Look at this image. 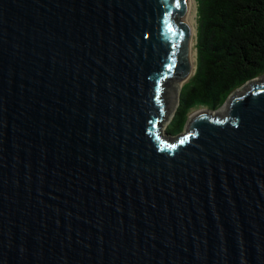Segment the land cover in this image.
Wrapping results in <instances>:
<instances>
[{"label":"water","instance_id":"water-1","mask_svg":"<svg viewBox=\"0 0 264 264\" xmlns=\"http://www.w3.org/2000/svg\"><path fill=\"white\" fill-rule=\"evenodd\" d=\"M189 0H0V264H264V75L162 134Z\"/></svg>","mask_w":264,"mask_h":264},{"label":"trees","instance_id":"trees-1","mask_svg":"<svg viewBox=\"0 0 264 264\" xmlns=\"http://www.w3.org/2000/svg\"><path fill=\"white\" fill-rule=\"evenodd\" d=\"M199 14L197 67L183 84L166 128L181 134L189 115L217 110L248 81L264 75V0H196Z\"/></svg>","mask_w":264,"mask_h":264},{"label":"bare ground","instance_id":"bare-ground-1","mask_svg":"<svg viewBox=\"0 0 264 264\" xmlns=\"http://www.w3.org/2000/svg\"><path fill=\"white\" fill-rule=\"evenodd\" d=\"M196 16H197V6H196V1L195 0H189V7L187 9V12L185 14V21L188 24L190 28V72L187 76L189 78V75H192L195 72L196 68V60H197V52L195 51V44H196ZM197 24V23H196ZM186 78V79H187Z\"/></svg>","mask_w":264,"mask_h":264},{"label":"rangeland","instance_id":"rangeland-1","mask_svg":"<svg viewBox=\"0 0 264 264\" xmlns=\"http://www.w3.org/2000/svg\"><path fill=\"white\" fill-rule=\"evenodd\" d=\"M196 1V0H195ZM196 6H197V2H196ZM196 19H197V21H196V23H195V25H196V29H197V32H198V25H199V14H198V9H197V16H196ZM196 44H195V51L197 52V48H196V45H197V33H196ZM196 67H197V60H196ZM195 70H196V68H195ZM195 73V72H194ZM194 73L192 74V75H189V78H187V79H185L184 81H182L181 82V84H180V87L181 88H179V93H178V98H177V102H176V105H175V108H174V110H173V112H172V114L170 115V117L168 118V120L166 121V123H165V125H164V127H163V129H162V134L163 135H166V128H167V126H168V124L171 122V120L173 119V117H174V114H175V111H176V109H177V107H178V105H179V101H180V96H181V90H182V87H183V84H185V83H187L188 81H190V79L194 76ZM218 110V109H217ZM196 111V110H195ZM193 114V112L189 115V118H190V116Z\"/></svg>","mask_w":264,"mask_h":264}]
</instances>
